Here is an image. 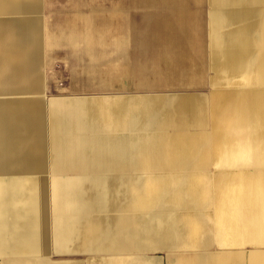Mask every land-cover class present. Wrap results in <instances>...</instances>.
I'll use <instances>...</instances> for the list:
<instances>
[{"label": "bare ground", "instance_id": "6f19581e", "mask_svg": "<svg viewBox=\"0 0 264 264\" xmlns=\"http://www.w3.org/2000/svg\"><path fill=\"white\" fill-rule=\"evenodd\" d=\"M2 1L5 7L13 2ZM130 1L141 8L106 11L97 0H86L78 7L88 11L69 16L66 27L52 21L56 31L45 48L42 20L0 21L13 34L23 33L1 36L2 65L38 73L42 61L63 56L67 76L59 84L81 94L68 103L98 104L82 110L81 122L92 124L100 115L113 119L127 148L144 150L140 161L138 154L128 157L130 164L143 165L128 189L98 190V203L90 206L95 193L88 189L54 193L56 209L89 206L115 214L92 221L87 238L101 252L84 264H144L149 260L143 252L208 239L215 211L219 237L264 240V0H159L165 6L158 0ZM17 25L21 31H14ZM37 101L22 113L0 115V122L10 125L0 135L1 151L21 152L28 141L40 151L44 134ZM12 102L15 107L16 99ZM53 116L54 126L70 120ZM19 122L29 128L28 136L17 132ZM82 125L54 129L55 143L95 133ZM44 262L37 257L4 264Z\"/></svg>", "mask_w": 264, "mask_h": 264}, {"label": "crops", "instance_id": "0c3cea01", "mask_svg": "<svg viewBox=\"0 0 264 264\" xmlns=\"http://www.w3.org/2000/svg\"><path fill=\"white\" fill-rule=\"evenodd\" d=\"M1 1L0 21L2 23L4 20H7V23H12L13 19L29 18L30 16L54 17L88 11L85 6L78 7L81 4H86V0H13V2L10 0L9 3L12 2V7L11 5L5 7ZM5 1L6 4L9 0ZM120 1L123 3H121V7L101 8L100 10L130 9L129 0ZM27 2H30V6L27 5ZM159 2L162 6L167 5L163 1ZM18 3H22V5ZM25 3L29 8L25 6ZM18 5H21V7L19 6L21 9L17 7ZM1 8L5 11L1 12ZM11 8L12 13L8 12L11 11ZM32 8L35 9L32 10ZM15 26L13 29L17 32L18 30L21 31L23 27L17 25L15 29ZM5 28L8 26H0V38L5 34L16 35V32L13 31L14 34L12 33V29L10 30L12 34H10L9 29L11 27L6 29V32L7 30L9 32L4 33ZM55 31L56 25L50 24L48 32ZM20 33L18 32L16 35L17 38L23 35ZM4 37L2 40L6 39L7 36ZM2 40L0 39V41ZM3 65L0 63V66L3 67V69L0 67V110H3L2 113L0 111V115H7L6 113L13 115L12 111L15 113L16 111L17 113L27 111L30 107L27 105H34L35 101L40 100L42 103L37 102L41 107L38 108L41 110L44 139H42L40 151L31 149V141L25 142L21 147V152L17 153H9L12 148L5 152L1 151L0 148V260L40 257L46 261L44 264H84L92 255L101 252L100 247L99 250L96 249L98 245L92 247L87 238L90 230L94 228L91 224L92 221H98L99 217L108 220L115 216L113 212L89 207L98 203L94 197L96 191L101 190L100 193L108 192L110 194L114 188L128 189L131 184L130 177L140 175V164H130L128 156L129 153H138L139 148H127L126 137L121 135V130L119 133L115 130L118 122L115 123L113 119L107 120L100 113V117L96 118V122L92 124L81 122L83 120L79 117L82 116V110L96 107L97 102L92 101L87 105L81 102L71 104L68 102H74L77 99H54L61 95L60 85L57 81L65 74L60 75L59 72L51 71L43 72L40 69L38 73L28 74L25 72L24 65H21L20 68L18 65L16 67L15 64V66H10L13 73L15 72L12 74L10 73L11 68L9 67L8 70V66ZM26 92L30 93V97L29 93ZM201 92H206V90L202 89ZM25 97L27 100H22V98L26 99ZM20 98L22 101H18ZM31 98L35 101H29ZM15 99L14 107L12 101L15 102ZM7 102L8 104H6ZM107 102L109 104L106 105V108L109 109L112 102L109 100ZM10 103L13 106L9 105ZM18 103L26 106L21 107ZM5 108L8 109L6 111L11 112H5ZM107 113H109L108 110ZM48 115L50 120L49 123H46ZM53 115L65 116L64 118L70 117V120L67 119L64 125L54 126ZM23 124H17V132L25 137L30 133L29 128ZM82 124L95 133L84 139H68L60 144L55 143L54 129L79 130L83 126ZM9 126L8 123L0 122V135L5 134V132L8 133ZM118 128L120 129V126ZM122 130H124V125H122ZM48 134L52 136L51 143L47 138ZM122 149L126 150L125 155H122ZM123 162L127 164L126 167L113 165ZM123 169H125L124 173H111L113 170L121 171ZM82 189H88L95 193L90 202L87 203L89 205L87 209L74 208V210L66 211L56 209L55 192ZM209 218L211 222L209 226L210 238H198L181 243L176 249L193 245L196 250H181L172 253L168 255L170 258L168 264H264V240L239 237L221 238L219 237L221 235L219 223H217L220 220L219 213L212 212ZM53 256L66 257L55 259ZM144 264L157 263L149 260Z\"/></svg>", "mask_w": 264, "mask_h": 264}, {"label": "rangeland", "instance_id": "374dc122", "mask_svg": "<svg viewBox=\"0 0 264 264\" xmlns=\"http://www.w3.org/2000/svg\"><path fill=\"white\" fill-rule=\"evenodd\" d=\"M130 1V0H129ZM98 2V7L99 9H108L109 7H121V1L120 0H97ZM123 4V3H122ZM141 7L137 4H135L133 1H130V9H140ZM109 14V12H108ZM74 14H70V15H61V16H54V17H51V16H45V17H34L38 20H42V25L40 23V26H43L41 28V34L40 36L42 35V43H43V47L45 48L46 47V44L48 43V37L50 35V32H48V26L52 23L53 20H55L57 23L59 22V24L61 25H64L65 27L67 26L66 24V21L68 20L69 16H73ZM23 19V18H22ZM13 21V20H12ZM57 26V24H55ZM58 47V46H57ZM56 47V48H57ZM57 49H62V48H57ZM44 54L46 53L45 50H43ZM67 59L64 58L63 56L62 57H59V58H50V59H46L44 61H42L39 65V68H40V71H43V72H47V71H51V72H59L60 75H63L61 76L57 83L59 84V82L62 84L63 81L65 80V77L67 76V72H66V67L67 66ZM43 66V67H42ZM60 85V84H59ZM60 89H61V95L59 97H55L54 99H59L61 98V100L63 99H69V98H77L79 97V95H81L80 93L79 94H70L68 91L69 89H67L64 86H59ZM88 88V87H87ZM104 95H110L111 93H102ZM49 120H50V117L48 115V117L46 118V123H49ZM48 140L52 141V136L50 134H48L47 136ZM121 153L122 155H125L126 153V150L125 149H122L121 150ZM138 158H139V161L141 160V158L144 156V150H141L139 149L138 150ZM132 155L134 154H131L129 153V156L128 157H131ZM113 165H121V166H127L126 163H122V164H113ZM113 165H108V166H113ZM143 167V165L141 164L140 162V168ZM58 169H61V168H58ZM119 172H122L124 173L125 172V169L121 170V171H117V170H113V172L111 171V173H119ZM143 172V170H140V174ZM107 173H110V172H107ZM132 224L133 226L135 227V230L136 232H138L137 230V227L135 226L136 224V220L135 218L132 219ZM50 228H51V225H50ZM181 244V243H180ZM191 249H194L196 250L195 246L193 245H186L185 247L183 248H180V249H171V250H164V251H148V252H143L142 255L146 258V260H150V261H153L157 264H168V261L170 260V258L168 257V255L172 254V253H175V252H180L181 250L182 251H188V250H191ZM169 251V252H168ZM55 259L56 258H61V257H66V256H53ZM5 260L6 259H3V260H0V264H4L5 263ZM170 262V261H169Z\"/></svg>", "mask_w": 264, "mask_h": 264}]
</instances>
